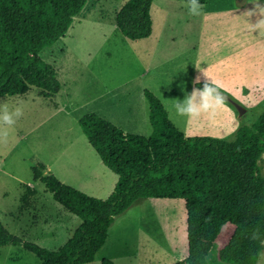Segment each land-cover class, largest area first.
<instances>
[{
	"label": "trees",
	"instance_id": "trees-1",
	"mask_svg": "<svg viewBox=\"0 0 264 264\" xmlns=\"http://www.w3.org/2000/svg\"><path fill=\"white\" fill-rule=\"evenodd\" d=\"M153 0H127L115 16L130 40L152 33ZM87 0H0V98L22 97L33 88L43 99L60 91L55 68L40 57L71 28ZM187 3V0H185ZM205 5L207 0H200ZM152 133H124L95 113L78 120L104 166L118 176L105 199L62 183L42 163L33 179L78 217L79 225L61 247L50 250L24 241L0 222V247H23L40 264H89L105 245L115 219L140 199H182L186 209L188 255L176 264H209L215 246L228 264H257L264 249V112L242 126L233 141L186 137L168 117L160 99L144 90ZM102 264H112L103 261Z\"/></svg>",
	"mask_w": 264,
	"mask_h": 264
},
{
	"label": "rangeland",
	"instance_id": "rangeland-1",
	"mask_svg": "<svg viewBox=\"0 0 264 264\" xmlns=\"http://www.w3.org/2000/svg\"><path fill=\"white\" fill-rule=\"evenodd\" d=\"M126 1L87 0L82 11L74 17L72 26L64 37L52 46L44 48L40 52V57L51 64L56 73L111 74L113 86L117 84L119 89L123 88L119 100L125 101L126 97H133L137 101L141 94L139 75L149 64V58L147 52L136 55L131 49L134 41L123 36L115 27L116 11ZM174 2H178L176 6L185 4L184 0ZM205 6L216 14L213 25L199 22V16L194 20L187 19L188 22L185 24L176 23L175 18H171L170 28L165 31L164 36L165 50L159 56L169 55L165 57L164 65L160 69L161 74L149 72L146 79L150 80L158 76L161 78L160 90H158L161 92L170 119L186 137L208 136L233 141L240 127L253 124L264 112V36L259 35L258 31L249 29V23L255 24L262 18L257 6L264 7V0H207ZM185 11L188 12V7H184L182 12L186 13ZM182 12L177 13L183 14ZM249 12L253 14L249 16L247 14ZM101 18L106 23L97 25L95 21ZM158 18L159 12L155 8L153 20L156 34L159 32ZM244 36L249 45L245 63L244 54L241 51L239 55L235 48L238 41L242 43ZM192 40L197 42L195 51L191 54L183 52L184 47H187ZM135 44L139 43L135 42ZM176 50L180 51V54L170 55V52ZM188 54L192 55L193 63L199 70L197 76L200 77L201 83L196 87H202L206 80L210 83H219L226 98L225 106L219 109L211 120L202 117L198 123H193L175 113L173 107L175 98L183 99L186 92L190 93L193 87L191 79L197 77L189 72L181 74L175 72V62L180 59L182 64L186 65ZM245 78L248 82H256L258 90L252 91L250 88L245 90L242 85ZM36 91L37 89L33 88L28 94L31 96ZM164 91L167 93L164 94ZM18 99V96L2 97L0 108L7 106L9 111H14L18 107ZM43 102L24 104L26 107L22 108L23 115L14 125L0 126V161L3 162L1 164L13 173L19 174L25 181L29 179L32 183H34L32 168L39 162L45 163L53 149L64 146V141L74 133V131L65 132L66 125L63 124V119L43 123L42 115L47 109L46 103ZM235 104L245 110L242 115H239ZM19 107L23 106L19 105ZM36 109L42 123L37 130L20 138V135L28 131L37 120ZM148 125L150 132L147 133L151 134L152 127L149 123ZM134 126L138 124L135 123ZM73 127L82 131L79 124L75 126L73 124ZM125 129L129 130L130 134L144 133L139 126L138 128L126 126ZM4 132L7 133L6 137L2 135ZM56 138L63 142L57 144ZM36 146L41 160L32 154V147L36 154ZM263 160L264 154L258 163L264 175ZM37 184V190L43 191L46 197L53 200L50 193L45 190L44 184L40 182ZM17 192L15 183L1 174L0 222L15 236L46 248L45 245L37 243L35 237L22 238L18 235V229L14 225L16 222L10 215L5 214L4 210L15 209ZM4 193L7 195L4 196ZM53 204L59 205L56 202ZM186 217L185 202L182 199H140L115 219L109 229L105 245L96 255L95 260L89 264H102L105 260L112 264H176L188 255ZM75 220L76 226L80 220L78 217ZM44 241L46 244V239ZM52 245L51 249L59 247L56 246L58 242ZM12 255L13 258H17V264H40V260L23 247H13ZM7 260L8 248H1L0 263ZM208 263L228 264L218 258L217 246L211 251Z\"/></svg>",
	"mask_w": 264,
	"mask_h": 264
},
{
	"label": "crops",
	"instance_id": "crops-1",
	"mask_svg": "<svg viewBox=\"0 0 264 264\" xmlns=\"http://www.w3.org/2000/svg\"><path fill=\"white\" fill-rule=\"evenodd\" d=\"M174 1L175 0H153L150 9L152 20L151 35L148 38L132 40L134 41V45L131 46V49L134 50V53L136 55H141L143 52H147L149 58V64L139 75L141 78V94L137 101L133 97H126L125 101L119 100L121 91H123L121 89L123 88L119 89L117 84L113 86L111 74H106V76L104 72H59L56 73V76L61 87L54 98L43 99L38 95V91L34 92L31 96L30 94H26L25 96L19 97L17 106H23L20 108L26 107L24 104L27 103L33 104L36 102V104H40L41 101H44L47 109L46 112H43L44 114L42 113V117L44 116L42 119L43 123H47L51 120L54 121V119L58 121L59 119H63V124L66 125L64 128L65 132L71 133L74 131V133L68 137V140L64 141V146H58L57 149H53L51 152L52 154L46 159V162H42L46 167L43 174L51 173L62 183L77 188L89 196L104 199L112 193L118 181V176L102 164L98 154L88 144V140L84 133L81 130L80 132L79 129H75L73 124L74 126L77 125L78 120L85 114L95 113L120 128L124 133H130L129 130L127 131L125 129L126 126L130 128H138L139 126L144 132L142 133L143 136L148 134L146 137H149L151 135L147 133L150 132L148 125V123L150 124V107L144 96V90L148 89L152 91L160 99L164 107L165 104L161 92L159 91L161 78L158 76L147 80L146 76L149 72H160L159 75L162 72L160 69L164 65L163 62L165 61V57L169 54L164 56L159 55L165 50V47H163L165 43L164 36L165 31L170 28L171 18L174 17L176 23L185 24L188 20H194L196 17L190 15L189 12H182L184 7H187L186 2L185 4L176 6L178 2ZM205 7L204 5L203 15H198L200 17L198 21L206 25H213L216 20V14ZM155 8L159 12V32L157 34L154 33L153 11ZM118 11H116V13ZM178 11L183 14H178ZM95 22L97 25H103L102 22L106 23L103 18ZM115 27L117 28L116 23ZM60 40L61 39L58 41ZM135 42L139 44H135ZM195 43L197 42L192 40L187 47H184L183 52L193 53L196 49ZM248 46L244 36L242 43L238 41L235 47L239 55L241 51L244 54V63L246 62L245 56ZM173 54H180V51L176 50L170 52V55ZM191 56L189 54L187 55L186 65L182 64L180 59H178V61L175 62V72L178 74L189 72L192 76H197L199 73L198 66L193 63ZM192 81L191 79V83ZM242 85L245 90L250 88L252 91H255L259 88L256 82H248L247 78L244 79ZM166 93L167 92L164 91V94ZM36 117L37 120L34 125L31 126L28 131L22 133L20 138L27 136L39 128L42 121L39 120L37 109ZM168 117L170 122L174 124L170 119L169 113ZM135 123H137L138 126H134ZM56 140H58L57 144L63 142L59 141V138H56ZM31 151L33 155H36L38 160H41V157L38 155L37 146L36 154L34 153L33 147ZM1 163L3 162L0 161V175L2 174L4 177L11 179L18 190L16 201H14L15 209L13 210L10 208V210H4L5 214L10 215V217H12L11 219L16 222L14 225L15 228L18 229V235L22 238L35 237L37 243L43 244V246L45 245V247L50 250H56L61 247L67 242L75 228L79 225L77 224L75 226V219L77 216L67 211L59 203V205L56 206L53 204L56 202L54 199L55 202H52V198L46 197L43 191H38V181H34V183L30 182L29 179L25 181L19 174L17 175L8 170L5 165ZM6 195L7 194L4 193V196ZM46 204H49V206L47 207ZM45 239L46 244L44 241ZM23 240L26 241V239ZM57 242L58 245L56 246L59 247H53V249H51L52 247L50 246H53L52 244ZM13 247L14 246L0 247V250L1 248H8V260L0 264H17V258H13L12 255ZM257 264H264V249L260 253Z\"/></svg>",
	"mask_w": 264,
	"mask_h": 264
},
{
	"label": "clouds",
	"instance_id": "clouds-1",
	"mask_svg": "<svg viewBox=\"0 0 264 264\" xmlns=\"http://www.w3.org/2000/svg\"><path fill=\"white\" fill-rule=\"evenodd\" d=\"M187 7L190 15L198 16L202 13L204 5L201 4L200 0H187ZM257 11L262 18L255 24L249 23V29L250 31H258L259 35L264 36V7L257 6ZM247 14L250 16L253 13ZM200 83L199 76L194 78L191 92H186L183 99L176 98L173 104L177 116L185 117L193 123H198L202 117L209 120L213 119L217 111L225 106L226 98L219 83H210L209 80H206L202 87H196ZM22 115V108L16 107L14 111H9L7 106H4L0 108V126H12ZM2 135L6 137L7 133L4 132Z\"/></svg>",
	"mask_w": 264,
	"mask_h": 264
},
{
	"label": "water",
	"instance_id": "water-1",
	"mask_svg": "<svg viewBox=\"0 0 264 264\" xmlns=\"http://www.w3.org/2000/svg\"><path fill=\"white\" fill-rule=\"evenodd\" d=\"M235 106H236V108H237V110L239 112V115H242L245 112V110L242 107H240V106H238L236 104H235Z\"/></svg>",
	"mask_w": 264,
	"mask_h": 264
},
{
	"label": "bare ground",
	"instance_id": "bare-ground-1",
	"mask_svg": "<svg viewBox=\"0 0 264 264\" xmlns=\"http://www.w3.org/2000/svg\"><path fill=\"white\" fill-rule=\"evenodd\" d=\"M51 48V47H50Z\"/></svg>",
	"mask_w": 264,
	"mask_h": 264
}]
</instances>
